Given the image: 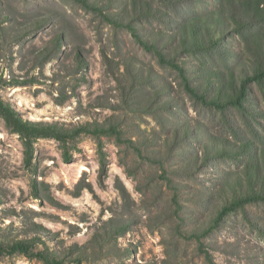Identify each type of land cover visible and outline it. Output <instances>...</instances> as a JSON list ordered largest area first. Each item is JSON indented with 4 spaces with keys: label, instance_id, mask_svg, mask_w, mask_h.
Returning a JSON list of instances; mask_svg holds the SVG:
<instances>
[{
    "label": "rangeland",
    "instance_id": "rangeland-1",
    "mask_svg": "<svg viewBox=\"0 0 264 264\" xmlns=\"http://www.w3.org/2000/svg\"><path fill=\"white\" fill-rule=\"evenodd\" d=\"M237 1L0 0V100L66 139L28 148L0 112V264H264V199L241 200L264 196V78L201 96L264 71V4ZM215 9L217 46L174 47Z\"/></svg>",
    "mask_w": 264,
    "mask_h": 264
},
{
    "label": "trees",
    "instance_id": "trees-1",
    "mask_svg": "<svg viewBox=\"0 0 264 264\" xmlns=\"http://www.w3.org/2000/svg\"><path fill=\"white\" fill-rule=\"evenodd\" d=\"M251 1L253 3H251ZM234 3V1H233ZM251 3V5H250ZM264 4L262 3V0H238L237 1V10L240 12L241 16H248L251 12L254 10H258L260 8V5ZM260 11V10H259ZM224 12H222L221 9H215L214 11H211L209 13H206L199 18L192 19L190 23H188L186 26H182V36L177 38V43L174 45V47L183 48L188 50H194V51H200L204 48H213L218 45L220 40L224 37V35L229 34V21L224 16ZM178 34V32H177ZM150 40V47L154 49L156 52H158L160 58L163 60L164 57L161 55L164 54V51H161V48L157 46V41L153 37H149ZM166 54V53H165ZM167 55V54H166ZM180 69V67H178ZM262 78H264V71H257L252 73L251 75H248V73L241 79V84L239 87V98L235 94H230L229 90L234 89L233 86H230L228 88L227 86H222L219 84H215V86H211L206 81L204 84L206 87H204V90L206 91L201 96L204 97L209 90L213 91V97L211 98L210 102L214 105H221V104H232L233 102H238L240 98H243L247 92V83L253 82V81H259ZM214 88V89H212ZM190 92L195 94V92L192 90V88H188ZM235 96V97H233ZM235 98V99H234ZM0 112L2 116L5 119V122L8 126H11L18 132L23 133L26 137H28V140L25 141V145L29 148L30 146V138L32 137H41V136H53L57 140H60L62 144L66 143V139L63 136L65 134V130L60 129L56 123L53 124H44V123H31L28 121H23L16 113L13 111V109L10 108V106L5 103L3 100H0ZM81 127L78 128L80 130ZM81 131L76 132H70V134L73 133H79ZM66 160V159H64ZM101 175H104V164L102 161H100V167H99ZM247 198L252 200L257 199H264V196L261 194H255L252 193L250 195H247L245 198H242L241 200L246 201ZM30 245L27 244L24 241H16L12 246V250H18L21 252H29ZM37 256H39L42 260L48 262L49 253L46 252H37ZM51 260V259H50ZM52 261H58L57 259L52 258Z\"/></svg>",
    "mask_w": 264,
    "mask_h": 264
}]
</instances>
